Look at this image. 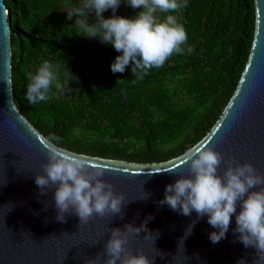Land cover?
<instances>
[{"label": "trees", "instance_id": "1", "mask_svg": "<svg viewBox=\"0 0 264 264\" xmlns=\"http://www.w3.org/2000/svg\"><path fill=\"white\" fill-rule=\"evenodd\" d=\"M68 2L6 0L15 103L43 136L55 135V145L75 153L147 164L179 157L209 133L247 64L254 0H187L175 14L193 51L174 54L143 79L134 78L131 64L113 73L110 65L119 53L62 20ZM139 11L122 2L116 14ZM168 14L156 13L161 19ZM96 19L89 14V23ZM45 59L58 66L62 88L53 87L47 102L30 105L28 75ZM66 69L72 74L68 83Z\"/></svg>", "mask_w": 264, "mask_h": 264}, {"label": "water", "instance_id": "2", "mask_svg": "<svg viewBox=\"0 0 264 264\" xmlns=\"http://www.w3.org/2000/svg\"><path fill=\"white\" fill-rule=\"evenodd\" d=\"M254 5V38L239 84L209 133L187 151L212 147L220 152L224 157L218 166L220 175L233 157L264 174V0H254ZM53 147L75 153L50 143L15 103L9 9L6 0H0V264H87L94 258H98L97 264H104V245L111 228H123L127 223L138 227L150 214L153 219L148 220L147 228L153 234H132L125 247L155 258L154 264H237L240 258L254 264L258 259L255 247H245L234 233L235 215L226 237L218 243L210 241L214 229L204 216L178 247L197 213L184 216L158 202L166 185L189 174L186 153L147 164L76 153L90 166L103 168L102 179L124 194L125 203L131 202L116 216L94 214L80 223L75 213H66V221H58L54 186L41 194L35 183V175L43 173ZM144 191L151 194L147 199H141Z\"/></svg>", "mask_w": 264, "mask_h": 264}, {"label": "clouds", "instance_id": "3", "mask_svg": "<svg viewBox=\"0 0 264 264\" xmlns=\"http://www.w3.org/2000/svg\"><path fill=\"white\" fill-rule=\"evenodd\" d=\"M122 2L140 11L131 17L117 15ZM186 5L187 0H73L63 9L67 10L68 19L76 17L74 25L81 29L79 35L98 38L102 43L111 44L119 53L110 65L113 73H123L131 64L134 78L143 79L149 70L163 67L174 54L193 51L187 46V30L175 14ZM109 9L112 15L106 18L103 13ZM158 10L170 14L161 19L156 15ZM92 12L97 19L89 23ZM60 75L58 66L45 59L28 75L27 102L30 105L47 102L53 87L62 88ZM71 78L72 74L66 82ZM58 139L55 135L49 137L52 144H58ZM185 159L189 174L166 185L164 197L158 202L184 216H190L193 211L197 213V220L186 228L178 247L183 246L195 223L204 216L214 229L209 233L210 241L218 243L226 237L235 215L234 233L245 247L253 246L257 250L258 259L254 264H264V174L251 163L241 164L234 157L226 161L223 175L218 174V166L224 157L212 147L186 152ZM104 174L103 168L90 166L81 155L53 147L48 152L43 173L35 175V183L41 194L54 186L58 221L65 222L66 213H75L83 223L94 214H121L123 206L131 202L125 203L124 194L117 193L110 182L102 179ZM150 195L145 192L141 199ZM150 219H153L151 214L138 227L127 223L123 228H111L104 245V264H154L155 258H149L143 252L134 254L125 247L132 234L141 231L148 233L145 237L153 234L147 228ZM155 234L157 238L159 233ZM97 259H89L87 264H97ZM237 264H247V261L240 258Z\"/></svg>", "mask_w": 264, "mask_h": 264}, {"label": "rangeland", "instance_id": "4", "mask_svg": "<svg viewBox=\"0 0 264 264\" xmlns=\"http://www.w3.org/2000/svg\"><path fill=\"white\" fill-rule=\"evenodd\" d=\"M74 2H77V0H74ZM72 3H73V0H69L67 6L71 5ZM67 6H66V7H67ZM119 9H120V6H119V8L117 9V11H119ZM123 13H126V12L124 11ZM60 18H61L62 20H64L65 22H68V23H71V24L75 23V20H76V17H75V16H73V18H72L71 20L68 19V16H67V10H66V9H64L63 12L60 14Z\"/></svg>", "mask_w": 264, "mask_h": 264}]
</instances>
